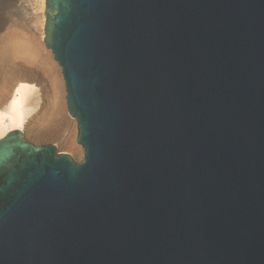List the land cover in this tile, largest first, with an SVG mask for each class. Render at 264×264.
<instances>
[{"label":"water","instance_id":"obj_1","mask_svg":"<svg viewBox=\"0 0 264 264\" xmlns=\"http://www.w3.org/2000/svg\"><path fill=\"white\" fill-rule=\"evenodd\" d=\"M82 161L0 139V264H264V0H44Z\"/></svg>","mask_w":264,"mask_h":264},{"label":"bare ground","instance_id":"obj_2","mask_svg":"<svg viewBox=\"0 0 264 264\" xmlns=\"http://www.w3.org/2000/svg\"><path fill=\"white\" fill-rule=\"evenodd\" d=\"M34 2L33 34L27 37L9 32L0 38V139L20 131L26 142L32 138L36 145H52L57 153L82 161L61 71L52 65L53 56L44 49V0ZM57 121H62L65 130L59 143L53 140Z\"/></svg>","mask_w":264,"mask_h":264},{"label":"rangeland","instance_id":"obj_3","mask_svg":"<svg viewBox=\"0 0 264 264\" xmlns=\"http://www.w3.org/2000/svg\"><path fill=\"white\" fill-rule=\"evenodd\" d=\"M34 8V0H0V38L9 32L25 34L27 37L33 34L35 31V19L34 14H32ZM54 128L53 140L59 143L64 139L63 135L65 133L62 121H57ZM31 139L27 140V142L34 144Z\"/></svg>","mask_w":264,"mask_h":264}]
</instances>
